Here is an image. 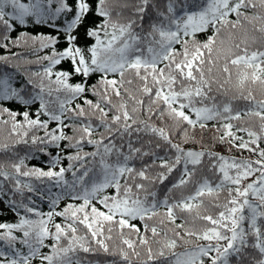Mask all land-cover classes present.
I'll list each match as a JSON object with an SVG mask.
<instances>
[{
    "label": "snow or ice",
    "instance_id": "snow-or-ice-1",
    "mask_svg": "<svg viewBox=\"0 0 264 264\" xmlns=\"http://www.w3.org/2000/svg\"><path fill=\"white\" fill-rule=\"evenodd\" d=\"M9 43L0 264H264V0H0Z\"/></svg>",
    "mask_w": 264,
    "mask_h": 264
},
{
    "label": "trees",
    "instance_id": "trees-1",
    "mask_svg": "<svg viewBox=\"0 0 264 264\" xmlns=\"http://www.w3.org/2000/svg\"><path fill=\"white\" fill-rule=\"evenodd\" d=\"M28 31L30 33L35 34L37 31L47 32L49 30H47V29H42V30L29 29ZM16 35H17V33H13L12 34L13 38H15ZM199 39L204 40L205 36L202 34L199 36ZM177 48H179V45H177ZM38 49H39L38 45H36L34 47L31 45L16 47L11 43L8 44L7 50L4 48H0V56L9 57L8 63L0 62V76H3L5 74L10 76L14 86H19V84L24 82L26 76H28L31 72H36V71L42 70L43 66L46 64V61H42L39 58L42 57L43 55L48 54V52H47V50L40 51ZM34 79L39 80V77H35ZM94 79L95 78H93L92 82H94ZM29 91H31L30 87H29ZM89 98L94 99V97H91V96ZM223 99H224V97L217 96V101H220ZM6 106L12 107L14 109L18 107L15 104H8ZM35 107L36 106H33V110H35ZM236 107H243V102H238ZM157 123H159V122L157 121ZM52 126H54V125H52ZM211 128H212V125L210 124L209 130H206L203 133L206 140L210 139L214 135V132L211 130ZM9 131H10V124L9 125L0 124V139H6L8 137ZM197 131L199 132V129H197ZM38 134L43 135L42 132H40ZM226 149H227L226 144L218 148V150L222 151V152L225 151ZM85 150L88 151L90 149L86 148ZM19 151H20V154H23L24 152L29 151V149L27 146L20 145ZM52 151H53V154H55V150L53 149ZM232 154L236 155V156L243 155L245 157L250 155L246 151L241 153V152H238L236 149L232 150ZM4 158L5 157L0 156V159H4ZM44 158L45 157L39 156V154H38V159L29 161V164L30 165H33V164L40 165V160H42ZM64 164L66 166L67 161H64ZM40 166H43V165H40ZM160 196L162 198V196H163L162 192L160 193ZM61 206H63V205H61ZM0 207H3V205L0 204ZM44 210L47 211V206H45ZM14 219H15V217L11 213H6L5 215L0 216V222L12 221ZM177 222L179 223V221H177ZM135 223H137L138 225L140 224L139 221H135ZM81 255H85V254H81ZM97 258L98 257H95V256H87V259H91V260H95ZM99 259H104V257H99ZM108 259H110V258H108Z\"/></svg>",
    "mask_w": 264,
    "mask_h": 264
}]
</instances>
